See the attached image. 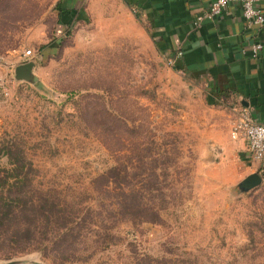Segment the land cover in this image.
<instances>
[{
	"label": "rangeland",
	"instance_id": "1",
	"mask_svg": "<svg viewBox=\"0 0 264 264\" xmlns=\"http://www.w3.org/2000/svg\"><path fill=\"white\" fill-rule=\"evenodd\" d=\"M56 2L16 0L0 16V169L22 157L35 188L82 208L87 227L72 259L36 248L0 250V262L264 264V168L241 158L231 102L208 103L204 82L174 69L128 11L60 28ZM29 60L32 79L17 78ZM105 108L113 150L96 131ZM141 156L159 175L146 183L161 189L145 200L158 209L155 222L117 216L113 196L94 188L111 165L137 172ZM252 169L260 180L243 184Z\"/></svg>",
	"mask_w": 264,
	"mask_h": 264
},
{
	"label": "crops",
	"instance_id": "2",
	"mask_svg": "<svg viewBox=\"0 0 264 264\" xmlns=\"http://www.w3.org/2000/svg\"><path fill=\"white\" fill-rule=\"evenodd\" d=\"M210 1L57 0L56 7L62 9L57 21L60 28L74 22L78 28H86L88 22L97 25L96 20L107 13L128 11L130 21H138V28H146L157 50L174 69L204 82L208 103L224 99L231 104L240 102L255 120L264 122V25L246 24L239 4L232 2L219 15L196 25L195 16ZM259 6L264 11V0H259ZM255 40H261L263 46L257 57H251L248 47ZM178 50L181 53L176 55ZM175 63L178 67H174ZM209 88H213L214 96ZM233 118L234 114L231 127ZM233 140L241 158L251 161L245 139Z\"/></svg>",
	"mask_w": 264,
	"mask_h": 264
},
{
	"label": "trees",
	"instance_id": "3",
	"mask_svg": "<svg viewBox=\"0 0 264 264\" xmlns=\"http://www.w3.org/2000/svg\"><path fill=\"white\" fill-rule=\"evenodd\" d=\"M15 2L16 0H0V16L2 17V13ZM56 8L61 15V7ZM5 23V20L1 19L0 27ZM70 34L71 30L66 29L65 35ZM60 42L61 37L56 46H59ZM175 66L178 67L176 63ZM207 90L215 95L213 88ZM217 93L219 95L220 92ZM212 99L214 102V97ZM95 112L87 108L85 111L94 118L97 114ZM100 114L96 131L105 147L113 150L111 139L115 128L111 120L114 115L106 108ZM127 129L134 132L136 127L127 126ZM12 153L10 150V154ZM146 163L145 158L141 156L133 160L134 168L139 169L137 172L131 173L128 163H120L107 167L93 178L94 188L102 197L113 196L117 216L141 221L159 220L158 209L145 201L149 191L161 193L157 186H146L151 174L154 175V181H157L159 175L156 170H151L149 175L146 172ZM29 166L31 162L28 163ZM24 168L22 157H16L11 160L10 168L4 172L0 169V250L8 255L40 248L45 255L51 254L65 260L74 258L83 241V228L87 227L86 218L80 215L83 209H69L65 202L55 198L47 189L35 188L34 176L29 170H23ZM88 211L90 207H86L85 212Z\"/></svg>",
	"mask_w": 264,
	"mask_h": 264
},
{
	"label": "built area",
	"instance_id": "4",
	"mask_svg": "<svg viewBox=\"0 0 264 264\" xmlns=\"http://www.w3.org/2000/svg\"><path fill=\"white\" fill-rule=\"evenodd\" d=\"M230 2L239 4L246 24L259 27L264 25V11L259 6V0H211L208 6L195 16L194 23L198 25L205 18L219 15ZM262 46L261 40L252 42L248 47L249 55L257 57ZM180 53L178 50L176 55ZM231 110L234 114L231 136L243 137L252 163L255 162L264 168V122L255 120L240 102L233 103ZM253 172L258 171L252 169L250 173Z\"/></svg>",
	"mask_w": 264,
	"mask_h": 264
},
{
	"label": "water",
	"instance_id": "5",
	"mask_svg": "<svg viewBox=\"0 0 264 264\" xmlns=\"http://www.w3.org/2000/svg\"><path fill=\"white\" fill-rule=\"evenodd\" d=\"M32 61H26L21 64H18L15 68V76L17 78H26L32 79ZM258 172L249 173L247 177L243 180V184H253L260 180ZM246 184V185H247ZM0 264H21V260L17 258H11L4 261H1Z\"/></svg>",
	"mask_w": 264,
	"mask_h": 264
}]
</instances>
